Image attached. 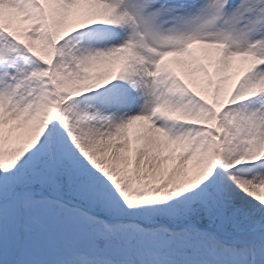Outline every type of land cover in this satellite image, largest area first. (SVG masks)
<instances>
[{
	"label": "snow or ice",
	"instance_id": "snow-or-ice-1",
	"mask_svg": "<svg viewBox=\"0 0 264 264\" xmlns=\"http://www.w3.org/2000/svg\"><path fill=\"white\" fill-rule=\"evenodd\" d=\"M0 264H264V0H0Z\"/></svg>",
	"mask_w": 264,
	"mask_h": 264
}]
</instances>
